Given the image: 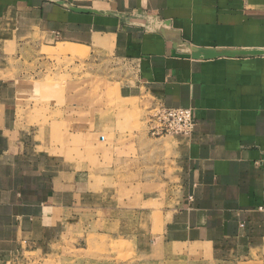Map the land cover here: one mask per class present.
I'll list each match as a JSON object with an SVG mask.
<instances>
[{"label": "crops", "instance_id": "obj_1", "mask_svg": "<svg viewBox=\"0 0 264 264\" xmlns=\"http://www.w3.org/2000/svg\"><path fill=\"white\" fill-rule=\"evenodd\" d=\"M80 53L114 63L111 104L42 80ZM157 105L192 134L152 138ZM263 162L264 0H0V264L89 235L142 264H264Z\"/></svg>", "mask_w": 264, "mask_h": 264}, {"label": "rangeland", "instance_id": "obj_2", "mask_svg": "<svg viewBox=\"0 0 264 264\" xmlns=\"http://www.w3.org/2000/svg\"><path fill=\"white\" fill-rule=\"evenodd\" d=\"M78 50H75L77 52ZM86 54L80 53L69 67L62 70H56L52 75L50 69L47 75L42 76L43 81L59 80L60 83L72 80L76 86L84 85L89 90L91 105L99 106L106 102L107 105L113 102L114 86L116 72L113 70L114 63L103 64L97 60L91 59L88 66ZM67 75L66 73H69ZM60 73V74H59ZM52 75V76H51ZM112 101V102H111ZM149 113H143L144 130L149 135ZM151 136V135H150ZM153 138V137H152ZM60 259L51 260L50 256H44L43 259L27 262L26 264H142L136 260L131 248L121 239L114 235L95 236L89 235L80 241L76 247L69 252L61 253ZM140 259V258H139ZM160 264H187L180 259H167Z\"/></svg>", "mask_w": 264, "mask_h": 264}, {"label": "built area", "instance_id": "obj_3", "mask_svg": "<svg viewBox=\"0 0 264 264\" xmlns=\"http://www.w3.org/2000/svg\"><path fill=\"white\" fill-rule=\"evenodd\" d=\"M148 113L149 132L152 137L190 135L194 131L195 120L190 109L157 105ZM261 165L264 167V162Z\"/></svg>", "mask_w": 264, "mask_h": 264}, {"label": "bare ground", "instance_id": "obj_4", "mask_svg": "<svg viewBox=\"0 0 264 264\" xmlns=\"http://www.w3.org/2000/svg\"><path fill=\"white\" fill-rule=\"evenodd\" d=\"M70 49V48H69Z\"/></svg>", "mask_w": 264, "mask_h": 264}]
</instances>
